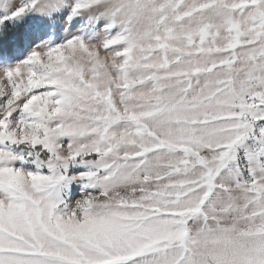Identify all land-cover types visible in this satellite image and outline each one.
Instances as JSON below:
<instances>
[{
  "label": "snow or ice",
  "instance_id": "6c2138e0",
  "mask_svg": "<svg viewBox=\"0 0 264 264\" xmlns=\"http://www.w3.org/2000/svg\"><path fill=\"white\" fill-rule=\"evenodd\" d=\"M0 264H264V0H0Z\"/></svg>",
  "mask_w": 264,
  "mask_h": 264
},
{
  "label": "trees",
  "instance_id": "16d2710c",
  "mask_svg": "<svg viewBox=\"0 0 264 264\" xmlns=\"http://www.w3.org/2000/svg\"><path fill=\"white\" fill-rule=\"evenodd\" d=\"M3 47H4L3 42L0 41V50H3Z\"/></svg>",
  "mask_w": 264,
  "mask_h": 264
}]
</instances>
